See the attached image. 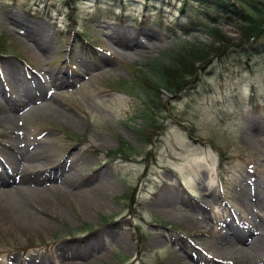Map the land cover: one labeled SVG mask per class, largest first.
Masks as SVG:
<instances>
[{
	"label": "rangeland",
	"instance_id": "rangeland-1",
	"mask_svg": "<svg viewBox=\"0 0 264 264\" xmlns=\"http://www.w3.org/2000/svg\"><path fill=\"white\" fill-rule=\"evenodd\" d=\"M122 1L127 23L100 19L96 0H0V107L6 110L5 100L9 106L26 102L23 94L33 98L28 111L0 112V169L13 165L17 131L22 145L40 149L36 172L55 177L47 182L48 173L35 176L38 188L50 193L38 206H24L27 215L9 208L0 214V264H179L178 257L190 264H243L218 253L234 242L221 240L228 225L240 226L245 245L264 231V67L257 65L264 56L222 61L219 69L218 44L200 29L186 34L204 24L196 12L203 6ZM183 4L187 14L181 16ZM144 5L163 11L168 33L134 25ZM241 18L217 21L232 44L242 39ZM67 29L74 43L63 38ZM121 32H149L151 39L139 35L144 48L124 50L115 44ZM83 34L95 38L99 49ZM193 44L205 48L203 62L195 64L202 68L193 94L172 102L161 92L165 107L151 109L142 106V93L138 98L115 88L133 80L134 67L152 76V63L186 57ZM15 53L20 58L5 56ZM51 77L65 84L53 87ZM250 91L255 110L247 107ZM49 106L51 113L32 114ZM151 116L159 129L147 141L139 132ZM67 175L74 179L63 186ZM180 202L189 209L179 208ZM156 203L165 209L157 210ZM256 255L264 264V239Z\"/></svg>",
	"mask_w": 264,
	"mask_h": 264
},
{
	"label": "trees",
	"instance_id": "trees-1",
	"mask_svg": "<svg viewBox=\"0 0 264 264\" xmlns=\"http://www.w3.org/2000/svg\"><path fill=\"white\" fill-rule=\"evenodd\" d=\"M205 3L211 4V9L215 10L218 16L224 12H237L242 17L241 33L242 39L237 44H232L223 38L221 32L216 27H210L209 23H205L204 29L212 37V40L218 44L219 48H214L216 53V63H221L228 56L231 60H236L235 54L239 56H250L254 53H264V0H205ZM230 1L238 4L239 8H234ZM229 4V5H228ZM205 15V14H204ZM184 53L186 57H178V55L170 57L175 61L169 64L155 61L151 65V75L136 71L135 81L130 85V91L133 94L142 93V106L154 109L157 107L164 108L161 99V92L169 94L172 98H176L184 92H188L189 88L195 82L199 68L195 64L203 62V54L205 48L197 46V44L189 45ZM152 117V116H151ZM158 121L155 117L146 118L144 130L140 131L141 135H146L149 139L158 129ZM152 134V135H151Z\"/></svg>",
	"mask_w": 264,
	"mask_h": 264
},
{
	"label": "bare ground",
	"instance_id": "bare-ground-1",
	"mask_svg": "<svg viewBox=\"0 0 264 264\" xmlns=\"http://www.w3.org/2000/svg\"><path fill=\"white\" fill-rule=\"evenodd\" d=\"M139 35L146 37L147 40L151 39L149 32L135 33L134 35L127 32H121L119 34V37L115 41V44L119 48H122L124 50L126 49L142 50V48H144V45L138 41ZM44 41L45 39L37 40L36 41L37 46H39V42L44 44ZM11 75H14V79L17 82L20 81V78H18L14 72L11 73ZM48 82H51L53 87H59L65 84L64 81L62 83H59L57 77H53V78L51 77ZM44 85H45L44 82L39 83L37 89L39 93L44 91L45 89ZM0 96L2 97L1 89H0ZM21 97L27 99V101L19 102V103L13 102L12 106H9L8 101L5 100L6 110L5 108L0 107V112H11L12 114H16L20 110L23 111L30 110L29 103L31 102V100H33L32 96L29 95L26 97V94H23ZM51 107L52 106H49L45 109L40 108L37 110L33 109L32 114L35 112H40L42 110H48L51 113V109H50ZM58 111L59 110L55 109L56 113ZM14 134H15V138L11 143L12 144L11 150L14 155V157L12 156L13 166L11 170H9L8 172L3 174L0 173V187H2V189L4 190V192L0 194V214H3L4 210L9 208V209H16L17 211H15V214L20 217H24V215H27L23 211L24 206H28V205L38 206L39 203H41L44 200L43 195L50 193V191L48 190L49 188L46 189V191H43L41 190V188H38V185L41 182L39 179L35 178V176L42 175L44 172L48 173L47 175L44 176V181L47 182L52 179H55V177L48 170H38V172H36L38 169L37 162L39 158L36 157L34 154L40 152L39 147L35 146L33 151L29 150L26 146L22 145V143L20 142L21 141L20 133L15 131ZM73 179L74 178L70 175L63 177L62 185L63 186L70 185ZM15 182L19 184L18 186L20 187L11 191L10 188L8 187H10V185L14 184ZM154 208H156L159 211L165 209V207L160 206L159 203L154 204ZM179 208L189 209L188 206L182 204L181 202L179 204ZM164 213H166L167 217L173 216L171 212L164 211ZM255 228L256 227L251 228L250 231L252 232V229L254 230ZM263 237H264V231L261 232L258 237H255L256 239L253 238V240L249 243V245H245L247 236H243L241 234L240 226L229 224L221 240L227 241V239L230 238L234 242L229 244V246L227 247H223V250L221 247H219L218 253L228 254L229 260L232 262H236L235 260L240 258L243 264H258L261 260L258 259L256 255V251L259 249L260 242L262 239H264ZM153 242H157V239H154ZM242 245L245 246L242 247ZM66 257L67 255L63 256V258ZM178 262L179 264H190L188 263V261L183 260V258L181 257H178Z\"/></svg>",
	"mask_w": 264,
	"mask_h": 264
}]
</instances>
